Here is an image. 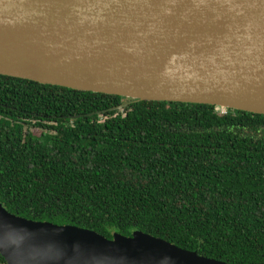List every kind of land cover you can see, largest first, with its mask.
I'll use <instances>...</instances> for the list:
<instances>
[{
    "label": "trees",
    "instance_id": "16d2710c",
    "mask_svg": "<svg viewBox=\"0 0 264 264\" xmlns=\"http://www.w3.org/2000/svg\"><path fill=\"white\" fill-rule=\"evenodd\" d=\"M0 203L108 239L142 231L264 264V114L0 74Z\"/></svg>",
    "mask_w": 264,
    "mask_h": 264
},
{
    "label": "water",
    "instance_id": "95a60500",
    "mask_svg": "<svg viewBox=\"0 0 264 264\" xmlns=\"http://www.w3.org/2000/svg\"><path fill=\"white\" fill-rule=\"evenodd\" d=\"M0 74L264 114V0H0ZM0 254L7 264H230L142 231L108 239L2 203Z\"/></svg>",
    "mask_w": 264,
    "mask_h": 264
}]
</instances>
